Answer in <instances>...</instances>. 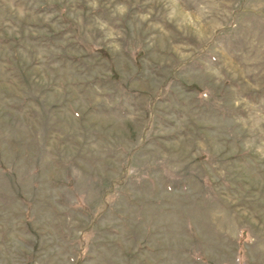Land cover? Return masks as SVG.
I'll return each mask as SVG.
<instances>
[{
  "label": "rangeland",
  "instance_id": "rangeland-1",
  "mask_svg": "<svg viewBox=\"0 0 264 264\" xmlns=\"http://www.w3.org/2000/svg\"><path fill=\"white\" fill-rule=\"evenodd\" d=\"M0 264H264V0H0Z\"/></svg>",
  "mask_w": 264,
  "mask_h": 264
}]
</instances>
